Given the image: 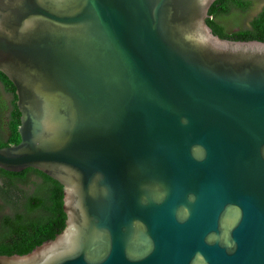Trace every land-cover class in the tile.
Returning <instances> with one entry per match:
<instances>
[{
    "label": "water",
    "instance_id": "95a60500",
    "mask_svg": "<svg viewBox=\"0 0 264 264\" xmlns=\"http://www.w3.org/2000/svg\"><path fill=\"white\" fill-rule=\"evenodd\" d=\"M216 0H0L20 141L64 228L0 264H264V42Z\"/></svg>",
    "mask_w": 264,
    "mask_h": 264
},
{
    "label": "trees",
    "instance_id": "16d2710c",
    "mask_svg": "<svg viewBox=\"0 0 264 264\" xmlns=\"http://www.w3.org/2000/svg\"><path fill=\"white\" fill-rule=\"evenodd\" d=\"M207 24L213 33L232 40L264 42V0H216ZM0 147L17 144L20 113L13 84L0 72ZM63 187L34 168L0 169V255L25 254L50 240L65 225Z\"/></svg>",
    "mask_w": 264,
    "mask_h": 264
},
{
    "label": "rangeland",
    "instance_id": "374dc122",
    "mask_svg": "<svg viewBox=\"0 0 264 264\" xmlns=\"http://www.w3.org/2000/svg\"><path fill=\"white\" fill-rule=\"evenodd\" d=\"M0 94H2V96H4L7 100L10 99V97H11L9 94H5V93L3 92L2 87H0Z\"/></svg>",
    "mask_w": 264,
    "mask_h": 264
}]
</instances>
